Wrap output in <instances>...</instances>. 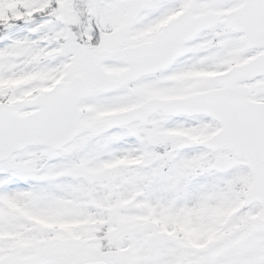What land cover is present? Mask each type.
I'll return each instance as SVG.
<instances>
[{"label": "snow or ice", "instance_id": "1", "mask_svg": "<svg viewBox=\"0 0 264 264\" xmlns=\"http://www.w3.org/2000/svg\"><path fill=\"white\" fill-rule=\"evenodd\" d=\"M0 264H264V0H0Z\"/></svg>", "mask_w": 264, "mask_h": 264}]
</instances>
